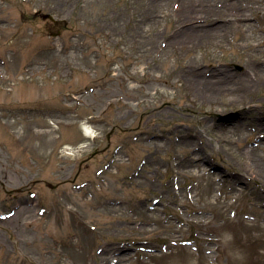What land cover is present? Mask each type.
Listing matches in <instances>:
<instances>
[{
  "label": "rangeland",
  "instance_id": "obj_1",
  "mask_svg": "<svg viewBox=\"0 0 264 264\" xmlns=\"http://www.w3.org/2000/svg\"><path fill=\"white\" fill-rule=\"evenodd\" d=\"M173 262L264 264V0H0V264Z\"/></svg>",
  "mask_w": 264,
  "mask_h": 264
},
{
  "label": "bare ground",
  "instance_id": "obj_2",
  "mask_svg": "<svg viewBox=\"0 0 264 264\" xmlns=\"http://www.w3.org/2000/svg\"><path fill=\"white\" fill-rule=\"evenodd\" d=\"M224 81H227V77L226 76H223V75H220L219 77H217L216 79H214V81L210 80V82H207L206 88L212 89L214 84H223L222 82H224ZM256 162L257 161L254 160L252 162V165L251 166H253L255 164V166H257L256 167V171L260 172V169H259L258 164ZM200 223L201 224H204L205 226L206 225H209V222L208 221H205V220H202V219L200 220ZM237 238L239 239V236H235L232 240L235 241ZM238 239H237V241H238ZM206 240L209 243H214L216 241L223 242L224 244H227L228 247H231V243H229L230 240H226L224 238L221 239V240H218V239L216 240V239H213V238H210L209 237V238H206ZM173 264H178V262H173Z\"/></svg>",
  "mask_w": 264,
  "mask_h": 264
},
{
  "label": "water",
  "instance_id": "obj_3",
  "mask_svg": "<svg viewBox=\"0 0 264 264\" xmlns=\"http://www.w3.org/2000/svg\"><path fill=\"white\" fill-rule=\"evenodd\" d=\"M48 17V16H47Z\"/></svg>",
  "mask_w": 264,
  "mask_h": 264
}]
</instances>
